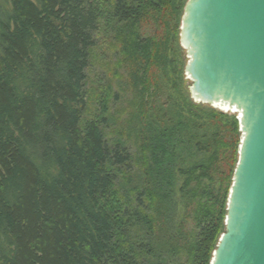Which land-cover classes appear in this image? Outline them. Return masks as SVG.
I'll list each match as a JSON object with an SVG mask.
<instances>
[{
  "label": "trees",
  "instance_id": "trees-1",
  "mask_svg": "<svg viewBox=\"0 0 264 264\" xmlns=\"http://www.w3.org/2000/svg\"><path fill=\"white\" fill-rule=\"evenodd\" d=\"M184 2H2L0 264H209L224 228L238 120L209 113L216 128L200 135L206 123L191 122L170 94L149 102L165 97L168 72L183 73ZM99 36L123 69L118 89L132 97L121 98L129 118L110 141L104 113L85 116V70ZM187 148L202 158L177 165ZM175 173L186 231L175 220Z\"/></svg>",
  "mask_w": 264,
  "mask_h": 264
},
{
  "label": "water",
  "instance_id": "water-1",
  "mask_svg": "<svg viewBox=\"0 0 264 264\" xmlns=\"http://www.w3.org/2000/svg\"><path fill=\"white\" fill-rule=\"evenodd\" d=\"M193 103L237 116V161L209 264H264V0H185L178 30Z\"/></svg>",
  "mask_w": 264,
  "mask_h": 264
},
{
  "label": "rangeland",
  "instance_id": "rangeland-1",
  "mask_svg": "<svg viewBox=\"0 0 264 264\" xmlns=\"http://www.w3.org/2000/svg\"><path fill=\"white\" fill-rule=\"evenodd\" d=\"M2 2H4V0H0V9L4 10L5 6H3ZM104 40L106 41L103 36H99L96 39V44L92 49L88 66L85 70V116L89 118L104 113V116H106V123L104 125L105 138L107 141H110L111 138H115L116 129L119 131L118 125L124 124V122H127L129 118L128 108L126 106V103L124 101H121V98L126 97V99L129 100L132 97H130V95L124 96L123 93L118 89L117 84L121 81V76H123V69L118 65L119 62L117 61V57H115L114 55V49L110 48L111 45L108 44L109 42L106 41L105 43ZM168 53H172V51H170V48L168 49ZM176 57L180 59V65H183L185 62V57L180 47ZM172 83H175V85H173ZM188 85L189 82L184 77L183 73L178 75L177 73L173 74L171 72H168V82L163 83L165 97H162L161 99L151 98L149 99V102L150 104L154 101H157L158 104L164 103L167 100V94H170L172 99H177L176 102L179 103L182 107V114L186 117H189L191 122H198L199 124L206 123L207 126H205L202 130H199L200 135L208 129L211 130L216 128V125L213 126L208 124V122L211 121L209 113H223L227 115L226 119H230L231 117L237 119V116L233 113L229 114L228 112H222L207 105L193 103V101L189 97L187 89ZM150 91H152V88L150 89ZM227 121L225 120V118L222 119L220 126L218 125L217 127H226ZM211 123L215 124V121H211ZM126 146L129 148L132 157L136 158L138 154L134 141L128 140ZM201 158L202 154L198 153L194 148H187L181 150V158H176V163L177 165H180L182 163L183 165L188 166L189 164L194 163ZM134 168L137 170L139 169L138 167ZM174 175L175 194L173 198L177 203L175 218L176 225L180 226L182 224V229L186 231L191 227L192 223L189 210L186 207V203L180 196V193L178 191L182 180L176 173ZM217 187L218 184H216L215 188ZM176 261L177 260L173 259L172 257H167L166 261H164V264H176ZM158 262L159 261H154L155 264H159Z\"/></svg>",
  "mask_w": 264,
  "mask_h": 264
}]
</instances>
